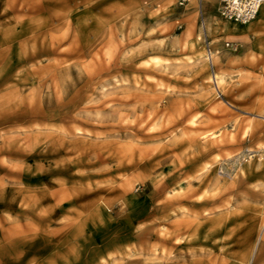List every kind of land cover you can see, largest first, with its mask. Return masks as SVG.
<instances>
[{
  "label": "rangeland",
  "instance_id": "374dc122",
  "mask_svg": "<svg viewBox=\"0 0 264 264\" xmlns=\"http://www.w3.org/2000/svg\"><path fill=\"white\" fill-rule=\"evenodd\" d=\"M182 2L0 0V208L33 259L44 230L60 264H204L264 208V40L211 64Z\"/></svg>",
  "mask_w": 264,
  "mask_h": 264
},
{
  "label": "crops",
  "instance_id": "0c3cea01",
  "mask_svg": "<svg viewBox=\"0 0 264 264\" xmlns=\"http://www.w3.org/2000/svg\"><path fill=\"white\" fill-rule=\"evenodd\" d=\"M150 3H155L156 0H146ZM168 5H176L179 0H166ZM183 8L190 10L188 11L189 16L197 15L201 12L204 24L207 25V34L209 35L213 52V56L219 54V49L217 48L218 40L223 38H235L247 41L249 38H255L257 41L264 40V15L261 16L256 22H251L248 26H243L239 24H229L225 20L218 18L216 13V8L219 5L218 0H183ZM232 31L233 33H230ZM228 33L229 36H228ZM228 36V37H227ZM214 43V44H213ZM10 213H7L5 208H0V264H48L47 258L45 257V252L49 253L50 248L46 245L49 244V240L55 241V247L51 253L54 257L53 264H60V255L57 254L56 248H58L60 239H56V234H45L44 230L42 234L32 236L31 239L35 242L41 244L38 247H42L38 250V254L35 259L27 251L22 250V247L30 246L29 238L22 236L20 234L21 226L18 224H13V216H21L27 210L21 208V211H15L10 209ZM9 211V210H8ZM228 212L224 213L227 215H237L239 214H257L258 217L250 223L248 228H243L241 233L238 234V229L232 228L229 231L227 238L223 240V250L219 252H214L213 259L208 260V258L197 259L198 263H212V264H264V230L261 232V228L264 224V208H250L243 207L241 210L238 208H229ZM241 211V212H236ZM260 216V217H259ZM41 217V216H40ZM39 219V216H37ZM234 220L235 218H231ZM230 219V220H231ZM236 220V219H235ZM245 225V224H244ZM44 226V223H43ZM231 226V225H230ZM244 227V226H243ZM261 232L260 239L258 236ZM44 235H53L54 238H44ZM257 241V242H256ZM258 245V246H257ZM44 248L46 250H44ZM45 251V252H44ZM254 251V252H253ZM41 258V259H40ZM207 259V260H206ZM67 260V259H66ZM35 261V262H34Z\"/></svg>",
  "mask_w": 264,
  "mask_h": 264
},
{
  "label": "built area",
  "instance_id": "2783aa9c",
  "mask_svg": "<svg viewBox=\"0 0 264 264\" xmlns=\"http://www.w3.org/2000/svg\"><path fill=\"white\" fill-rule=\"evenodd\" d=\"M220 15L226 20L245 25L254 21L264 0H218ZM227 49H233V43L226 42ZM206 53L212 64L213 52L207 44Z\"/></svg>",
  "mask_w": 264,
  "mask_h": 264
},
{
  "label": "bare ground",
  "instance_id": "6f19581e",
  "mask_svg": "<svg viewBox=\"0 0 264 264\" xmlns=\"http://www.w3.org/2000/svg\"><path fill=\"white\" fill-rule=\"evenodd\" d=\"M264 3V2H263ZM262 3V5L260 6V11H259V15H258V19L257 20H259L260 18H261V16L262 15H264V4ZM253 22V21H252ZM223 75H220L219 73H214V77L215 78H217L220 82H222V81H224L223 80V77H222ZM72 192V191H71ZM263 230H264V224H263V226H262V228H261V232H263ZM261 232H260V234H259V236H258V240L260 239V236H261ZM257 242V241H256ZM258 246V245H257ZM254 252V251H253Z\"/></svg>",
  "mask_w": 264,
  "mask_h": 264
}]
</instances>
